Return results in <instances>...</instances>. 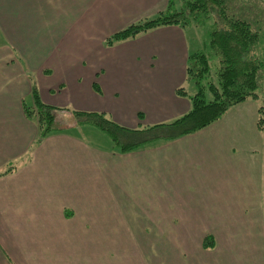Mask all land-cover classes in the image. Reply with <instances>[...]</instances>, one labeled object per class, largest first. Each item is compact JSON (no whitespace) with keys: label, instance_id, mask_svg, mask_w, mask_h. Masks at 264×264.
Returning <instances> with one entry per match:
<instances>
[{"label":"crops","instance_id":"1","mask_svg":"<svg viewBox=\"0 0 264 264\" xmlns=\"http://www.w3.org/2000/svg\"><path fill=\"white\" fill-rule=\"evenodd\" d=\"M171 1L0 0V174H6L0 176V264H49L40 252L45 247L39 246V228L54 226V220L89 218L103 226L104 235L118 225L112 204L102 203L107 185L101 170L117 156L108 155L110 150L92 152V145L72 132L78 130L73 113H106L119 125L137 129L170 123L191 110L190 98L177 94L188 88L192 49L186 27L164 26L105 45L107 38L139 19L155 17ZM34 85L44 104L63 109L61 131L40 145H35L37 121L24 112L25 105L34 104ZM251 118L257 123V114ZM227 132L226 122L219 120L197 134L136 149L133 157L122 154L110 170L131 183L135 165L148 163L153 169L144 176L157 173L162 188L184 194L182 187L192 186L201 169L198 183L205 187L192 193L225 199L238 171L234 149H227L232 139L224 140ZM216 153H224L232 172L218 180L208 171ZM104 209L111 212L107 219ZM200 214L183 220L199 225ZM50 239L64 243L85 237ZM59 250L68 253L69 247Z\"/></svg>","mask_w":264,"mask_h":264},{"label":"rangeland","instance_id":"2","mask_svg":"<svg viewBox=\"0 0 264 264\" xmlns=\"http://www.w3.org/2000/svg\"><path fill=\"white\" fill-rule=\"evenodd\" d=\"M177 1L181 4L177 9H180L182 2ZM227 1L232 15L248 21L260 33L264 59V0ZM155 17L139 19L133 24ZM213 25L214 17H211L202 26L194 23L185 28L192 54L206 48L207 53L211 52L208 45ZM211 59L212 73H216L220 58L212 54ZM186 84L191 95L196 93L194 82ZM260 84L257 99L233 107L221 119L228 129L224 140L233 142V147L224 145L222 149H234L238 167L222 195L225 199L192 193L205 187L198 183L203 178L201 169L194 173L192 186L182 187L184 194L166 186L162 188L157 173L152 177L144 176L153 169L148 163L144 168L136 164L135 173L129 179L132 182L128 183L123 173L116 177L110 170L116 159L123 157L119 149L113 148L111 140L93 127L73 130L92 145V152L110 150L108 155L117 156L106 166L99 165L107 185L102 203L104 207L109 205L108 201L112 204L118 225L104 235L103 226L95 225L89 218L75 223L54 220V226L39 228V246L45 247L40 251L44 254L42 259L49 264H264V131L257 129L256 121L251 118L252 113L256 116L264 107V70ZM211 130L205 132L210 134ZM133 156L134 153L129 154ZM228 165L224 153H216L215 161L208 163V171L218 180L222 175L232 174L226 169ZM197 212L204 218L199 225L183 220ZM110 214V209H104V219ZM110 233L114 235L108 236ZM53 236H81L85 240L60 243L50 239ZM204 242L213 243L204 249ZM61 246H68L69 252L60 251Z\"/></svg>","mask_w":264,"mask_h":264},{"label":"trees","instance_id":"3","mask_svg":"<svg viewBox=\"0 0 264 264\" xmlns=\"http://www.w3.org/2000/svg\"><path fill=\"white\" fill-rule=\"evenodd\" d=\"M177 2L172 0L154 19L132 24L113 34L106 39L105 45L113 47L161 26L187 27L194 23L202 26L207 19L214 17V25L209 32L211 52L207 53L205 47L190 55L188 61V83L194 82L196 93L191 95L186 87L177 90L179 96L190 98L191 110L170 123L137 129L119 125L106 113H73L76 127L88 126L99 130L111 140L113 148L123 154L156 141H172L197 133L221 120L233 107L259 97L261 72L264 70L260 33L248 21L232 15L227 0H181L180 9H177ZM212 54L220 58V68L216 73H212ZM33 100L34 106L25 105L24 112L37 121L39 136L35 145H40L49 135L61 131L59 118L63 109L44 104L36 85L33 86ZM256 126L264 131V107L258 111ZM14 169L11 167L7 174ZM209 244L204 242L203 247L207 249Z\"/></svg>","mask_w":264,"mask_h":264}]
</instances>
